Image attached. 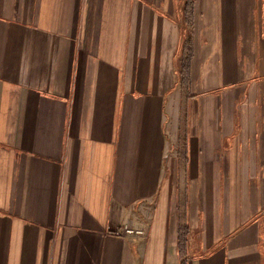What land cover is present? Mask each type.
<instances>
[{
    "label": "crops",
    "instance_id": "crops-1",
    "mask_svg": "<svg viewBox=\"0 0 264 264\" xmlns=\"http://www.w3.org/2000/svg\"><path fill=\"white\" fill-rule=\"evenodd\" d=\"M0 264H264V0H0Z\"/></svg>",
    "mask_w": 264,
    "mask_h": 264
},
{
    "label": "trees",
    "instance_id": "trees-1",
    "mask_svg": "<svg viewBox=\"0 0 264 264\" xmlns=\"http://www.w3.org/2000/svg\"><path fill=\"white\" fill-rule=\"evenodd\" d=\"M191 16H189V21ZM190 40H185L183 42V49L182 52L184 54L183 58H182V68L180 71V75H181V82L186 81L189 72H190V58H191V48L186 47V44L189 43ZM184 85V84H182ZM180 253H183V238H182V234H181V240H180Z\"/></svg>",
    "mask_w": 264,
    "mask_h": 264
},
{
    "label": "built area",
    "instance_id": "built-area-1",
    "mask_svg": "<svg viewBox=\"0 0 264 264\" xmlns=\"http://www.w3.org/2000/svg\"><path fill=\"white\" fill-rule=\"evenodd\" d=\"M117 234L144 237L146 235V230L142 227H134L131 223H128L121 228Z\"/></svg>",
    "mask_w": 264,
    "mask_h": 264
}]
</instances>
